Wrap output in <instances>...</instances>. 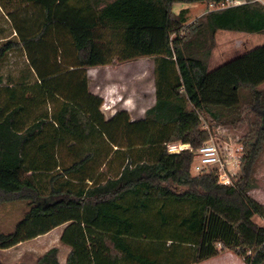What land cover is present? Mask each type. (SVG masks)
<instances>
[{"label": "trees", "instance_id": "1", "mask_svg": "<svg viewBox=\"0 0 264 264\" xmlns=\"http://www.w3.org/2000/svg\"><path fill=\"white\" fill-rule=\"evenodd\" d=\"M25 1L40 5L45 21L34 37L3 45L0 60L62 26L73 38L80 68L153 58L156 101L141 121L129 122L145 127L144 144L116 148L105 125L117 117L105 122L92 94L85 95L84 106L63 100L23 127L24 107L15 89H4L10 97L0 103V205L24 202L27 208L14 231L0 234V249L68 223L61 242L71 252L64 264H197L225 249L245 264H264V224L254 220L264 221V205L251 195L264 155V45L209 70L217 31L264 34V5ZM179 3L210 9L189 23L188 8L173 11ZM204 117L214 122L209 129ZM219 127L245 130L239 138L245 150L241 174L233 185L220 184L214 172L193 175L192 152L169 153L166 147L180 142L197 149ZM63 153L72 157L69 164L59 157ZM116 160L117 175L101 178ZM36 264H61L58 248Z\"/></svg>", "mask_w": 264, "mask_h": 264}, {"label": "rangeland", "instance_id": "2", "mask_svg": "<svg viewBox=\"0 0 264 264\" xmlns=\"http://www.w3.org/2000/svg\"><path fill=\"white\" fill-rule=\"evenodd\" d=\"M200 3L175 4L173 11L179 13L184 8H189L193 13L189 21H194L200 12L194 9ZM193 19V20H192ZM45 21L43 8L35 3L25 0H0V49L7 42H21L37 35ZM230 38L223 34L216 35V46L210 58V71L226 62L258 47L264 45V34H240L231 32ZM0 103L6 104L10 94L5 91L7 87L15 89L17 101L23 105L20 113L22 126L31 123L37 116L51 113L63 100H70L77 105L84 106V97L87 93L101 87L109 101L112 96L118 97L119 92L124 96L133 94L138 99H148L146 108L136 107L129 113L116 104V108L103 106L105 122H109L106 130L113 145L121 148L141 147L144 144L145 127L137 122L143 118L144 109H148L151 100L156 94L155 61L150 57H141L128 61L114 60L112 64L102 67L80 68L76 58L74 41L69 31L62 27H52L40 42L32 41L21 48H15L6 53L0 60ZM117 89H116V88ZM115 88L117 91L112 93ZM57 98L55 102L52 96ZM98 97V96H97ZM99 100V99H98ZM116 101V100H113ZM115 105V102H113ZM9 105L13 102L9 100ZM118 111V113H115ZM115 113V114H114ZM203 126L209 127L213 121L204 117ZM137 121L135 124L129 122ZM104 122V123H105ZM106 124V123H105ZM104 126V125H103ZM206 129V128H205ZM51 127L47 128L50 132ZM245 130H231L219 127L213 136L218 141L239 140ZM66 164L72 160L71 156L63 153ZM121 160L112 162L104 167L101 178L117 175L120 170ZM119 163V164H118ZM239 175L241 170L238 171ZM257 186L264 187V155L261 156L255 171ZM26 203L12 202L0 205V234L10 233L15 230L19 221L26 212ZM255 222L263 225L262 218L256 216ZM58 230L24 242L21 246L1 250L0 259L5 264H36L37 260L53 246L52 240ZM52 245V244H51ZM229 249H225L224 252ZM240 264L238 259H233L226 254L224 258L217 259L210 264H230L231 261Z\"/></svg>", "mask_w": 264, "mask_h": 264}, {"label": "built area", "instance_id": "3", "mask_svg": "<svg viewBox=\"0 0 264 264\" xmlns=\"http://www.w3.org/2000/svg\"><path fill=\"white\" fill-rule=\"evenodd\" d=\"M264 5V0H258ZM209 129V127H205ZM169 153L188 150L193 154L191 173L200 175L214 172L222 185H233L239 178L245 150L239 140L218 141L212 135L199 148L180 142L166 144Z\"/></svg>", "mask_w": 264, "mask_h": 264}, {"label": "crops", "instance_id": "4", "mask_svg": "<svg viewBox=\"0 0 264 264\" xmlns=\"http://www.w3.org/2000/svg\"><path fill=\"white\" fill-rule=\"evenodd\" d=\"M242 1H230L229 3H233V4H239L241 3ZM189 9V8H188ZM209 6L205 3H200L198 5L197 8H195L194 10V13H198L200 12V15H197V17L195 18H198L200 17L202 14L206 13L208 10H209ZM190 10V13H193L191 9ZM193 20V19H192ZM195 20V19H194ZM189 23L192 22L191 20L188 21ZM231 32H238L240 34H261V33H247V32H239V31H229V30H218L217 31V38H218V35L223 34V36L227 39V38H230L232 37L233 33ZM263 34V33H262ZM233 38V37H232ZM210 62H209V70H210ZM116 88V87H115ZM113 88L112 93L116 92L117 88L115 89ZM261 89H264V84H262L260 86ZM156 92V91H155ZM90 94H92L93 96H95L97 99H99L100 103H101V106L99 107V111L101 112V114L104 116V111H103V106H105L104 108L106 107H109V108H116V104L120 105L121 107H123V110L126 111V112H131L133 110V108L135 109L136 107H142V108H146L145 106L148 105L147 101L148 99H138L137 97H135L133 94H129L127 96H124L121 92H119V96L118 97H114V95L112 96V100L109 101V97L107 98V96L105 95L104 92L101 91V87H99V89H96L95 91H92L90 92ZM98 96V97H97ZM113 100H116V101H113ZM155 101H156V94H155V97H154V100H151V102L149 103V107H152L154 104H155ZM115 102V105L114 103ZM147 109H144L143 111V116L145 114ZM115 113H118V111H116ZM114 113V114H115ZM91 114H89L90 116ZM117 148V147H116ZM251 195L253 198H255L256 200H258L260 203H262L264 205V187L262 186H258L256 189L252 190L251 191ZM68 226V223L66 224H63L61 226H58L56 228H54L53 230H51L50 232L46 233V234H43V235H47V234H50L51 232L55 231V230H58V233L57 235L54 237V239L52 240L53 242H51V244H49L50 246H53V247H57L58 248V260L61 264H64L66 263L67 261V258L71 252V247L64 244L63 242H61V236L63 234V232L65 231L66 227ZM43 235H40L36 238H39ZM35 239V238H34ZM24 243V242H23ZM23 243L17 245V246H21ZM52 247V248H53ZM228 254L230 255L231 257H233V259H238L240 264H245L244 260L238 256L234 251L232 250H226L225 252L222 251L218 256H215L213 258H210L208 260H205L203 262H200V263H197V264H210L211 262H213L214 260H217V259H222V257L224 258V256ZM230 264H235V262L232 260Z\"/></svg>", "mask_w": 264, "mask_h": 264}]
</instances>
